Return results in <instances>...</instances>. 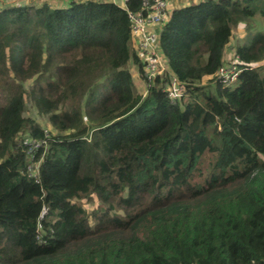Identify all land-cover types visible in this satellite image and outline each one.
<instances>
[{
  "label": "trees",
  "instance_id": "trees-1",
  "mask_svg": "<svg viewBox=\"0 0 264 264\" xmlns=\"http://www.w3.org/2000/svg\"><path fill=\"white\" fill-rule=\"evenodd\" d=\"M50 1L0 0V264H264V0H166L149 83L140 0Z\"/></svg>",
  "mask_w": 264,
  "mask_h": 264
},
{
  "label": "built area",
  "instance_id": "built-area-1",
  "mask_svg": "<svg viewBox=\"0 0 264 264\" xmlns=\"http://www.w3.org/2000/svg\"><path fill=\"white\" fill-rule=\"evenodd\" d=\"M16 6L20 0H10ZM119 5H124L128 0H113ZM142 7L146 9V14H136L127 12L130 20L133 40L136 43L138 55L144 61L143 76L146 83H149L157 75L168 73L161 55L157 49V35L154 27L161 23L165 17L169 7V2L166 0H140ZM217 76L223 86L230 85L237 77V71L231 66H222L218 69ZM179 86L175 77H171V83L166 86V92L169 98L174 99L179 96ZM43 141H27L26 144L30 149L38 147ZM31 168V167H30ZM32 169V168H31ZM30 169V170H31Z\"/></svg>",
  "mask_w": 264,
  "mask_h": 264
},
{
  "label": "rangeland",
  "instance_id": "rangeland-1",
  "mask_svg": "<svg viewBox=\"0 0 264 264\" xmlns=\"http://www.w3.org/2000/svg\"><path fill=\"white\" fill-rule=\"evenodd\" d=\"M40 0H27V3H33V4H37L39 3ZM42 1V0H41ZM48 2L51 3L50 0H46ZM169 1V0H168ZM24 2V1H23ZM175 2V1H174ZM197 2V0H180L178 2V4H193ZM53 3V2H52ZM177 3V1H176ZM258 23L256 24V28L254 30H246L248 28H246L245 26H241L240 27H236L234 28V37L235 39H237V42H240L239 44H243L248 42L249 38L255 33L254 31H260L264 34V20L261 18H258ZM243 36V37H242ZM239 39V40H238ZM236 43V42H235ZM134 46L136 45V43L133 44ZM136 47V46H135ZM137 49V48H136ZM231 49H229L230 51ZM229 51L228 54H231ZM136 69L132 68L131 69V73H132V77H133V81L135 83V88L137 89V91H142L144 83L142 84L141 80L139 79L140 77L138 75H136L135 73ZM30 83V81H27V83L25 84V87H27V85ZM24 115L30 116L32 118L37 119L38 122L42 123L44 126H46L47 129H51L49 124L47 123L46 119L40 115H38L36 109L33 107V105L31 104V102H29L28 100L25 103V110L23 112ZM85 119V117H84ZM83 206L89 211L92 209V205L91 204H87L85 203V201H83Z\"/></svg>",
  "mask_w": 264,
  "mask_h": 264
},
{
  "label": "crops",
  "instance_id": "crops-1",
  "mask_svg": "<svg viewBox=\"0 0 264 264\" xmlns=\"http://www.w3.org/2000/svg\"><path fill=\"white\" fill-rule=\"evenodd\" d=\"M116 1H118V0H116Z\"/></svg>",
  "mask_w": 264,
  "mask_h": 264
}]
</instances>
